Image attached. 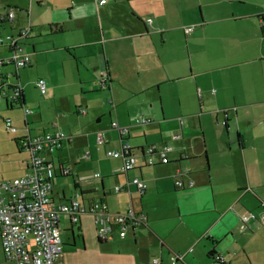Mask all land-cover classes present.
Listing matches in <instances>:
<instances>
[{
    "label": "crops",
    "instance_id": "obj_1",
    "mask_svg": "<svg viewBox=\"0 0 264 264\" xmlns=\"http://www.w3.org/2000/svg\"><path fill=\"white\" fill-rule=\"evenodd\" d=\"M4 1L8 8L3 13L13 6L24 10L27 4L25 16L29 13L33 23L29 35L33 27L47 37L43 42L48 46L39 50L31 41L37 66L73 62L76 77L68 82L76 87L75 114L85 116L90 137L102 133L104 142L98 145L121 149L127 144L134 152L150 144L170 146L167 162L155 155V163L126 172L120 170L122 157H115L113 173L121 176L114 186L120 185L119 191L107 187L96 172L100 191L81 184L76 165L58 154L78 137L57 112L59 83L48 82V97H43L47 85L44 94L40 92L37 105L52 107L58 121L38 132L55 123L67 129L62 132L68 136L45 154L55 178L72 180V192L66 195L63 188L53 189V179L52 199L63 202L78 193L83 203L102 199L109 212L132 206L145 214V221L123 237L114 232L100 240L109 246L110 264H150L154 257L159 264H264V223L241 221L246 211L259 215L264 201V0ZM35 7L39 18L32 17ZM49 23H58L61 31L49 33ZM186 25L194 27L184 32ZM22 93L19 102L4 103L5 108L25 105ZM35 112L26 115L27 124L25 117L17 121L25 127L15 139L38 133H31L29 126L41 121V111ZM113 122L126 132L120 134ZM175 133L179 137L172 138ZM27 160L19 176L28 171ZM133 177L145 182L142 192L130 181ZM176 178L184 186H175ZM189 179L192 186H187ZM83 219L82 213L76 223L61 215L63 238L74 243L84 230ZM170 253L181 258L171 262Z\"/></svg>",
    "mask_w": 264,
    "mask_h": 264
},
{
    "label": "built area",
    "instance_id": "obj_2",
    "mask_svg": "<svg viewBox=\"0 0 264 264\" xmlns=\"http://www.w3.org/2000/svg\"><path fill=\"white\" fill-rule=\"evenodd\" d=\"M105 0H99L103 3ZM13 19V10L6 12ZM190 26L185 30H190ZM30 26L17 29L14 33L0 35V44L7 47L8 54L0 56V103L15 104L22 97V87L19 84L18 69L30 63V57L24 50L20 38L29 35ZM104 83V80L102 81ZM35 85L44 94L46 83L43 78H38ZM23 114L33 113V109L21 104ZM148 118H141L147 121ZM5 126L12 132L16 127L9 118H4ZM112 125L120 134H124L126 127ZM51 130L40 131L33 136L27 134L19 139L21 147L28 152V171L23 175L12 179H0V243L4 256L13 259L16 264H63L61 260V237L59 230V218L66 216L76 223L81 213L87 212L93 216L96 235L100 240H108L113 233L123 237L129 228L136 223L145 221V214L128 206L123 211L109 212L106 203L100 199H94L83 203L76 193L63 202H55L51 196L52 180L55 177L53 163L45 156L59 148L61 142L68 136L62 132L55 123L51 124ZM179 137L178 133L172 138ZM96 142H104L102 133H96ZM170 146L147 145L142 151H131L127 144L121 149L106 150L110 157H122L121 171L140 166L141 164H153L155 155L158 161H168L167 151ZM84 156H87L86 154ZM142 157V158H141ZM61 172L66 174L68 169L61 167ZM94 176H100L98 172ZM139 191H143L146 184L143 179L133 177L130 179ZM129 183V181H127ZM175 186L182 187L183 181L176 178ZM193 181L188 180L187 186H192ZM120 185L114 186L115 191L121 190ZM262 211L255 215L252 211H246L241 215V221L246 222L256 219L264 223V201L260 202ZM177 253H170L169 259L174 262L180 259ZM214 258L223 262V256L214 255ZM158 257L151 259L150 264H159Z\"/></svg>",
    "mask_w": 264,
    "mask_h": 264
},
{
    "label": "rangeland",
    "instance_id": "obj_3",
    "mask_svg": "<svg viewBox=\"0 0 264 264\" xmlns=\"http://www.w3.org/2000/svg\"><path fill=\"white\" fill-rule=\"evenodd\" d=\"M34 3V2H33ZM35 4V3H34ZM8 6L4 0H0V13L5 12ZM24 10L28 9L26 4L23 7ZM11 8L8 9L10 11ZM12 10L15 14L13 22L5 21L1 28V34L4 33H14L17 31L18 27H28L31 25V18L28 13V18L25 16V11L20 10L19 8L12 7ZM7 12V11H6ZM41 13L39 8L35 7L32 12V17L39 18ZM190 26V30H185L186 27ZM194 25L184 26V32H190L193 29ZM45 30V27L42 29ZM30 32V31H29ZM45 33V32H44ZM32 35L28 38H20L22 46L25 51L28 52L31 64L29 63L25 67L18 69L19 75V84L22 87L26 103L25 106L30 107L34 111H41V121H35L29 123L31 126V133L38 132L42 127L48 128L50 122L58 121V114L62 115L65 125L67 127L73 128L78 134L74 139H76L69 150L58 151L60 158H64L68 161L72 167L76 165L74 171L77 173L78 180L81 184L94 185L96 190L100 191L99 178L93 177L94 172H98L103 175V181L106 186H114L117 182V178L121 175L115 174L114 167L116 164V158L106 155L105 150H112L109 143L106 144V149L102 145H98L96 142L95 136L88 133L89 124L85 120V116L76 115L74 109V101L72 92H76L75 85H71L68 81L72 77H76L73 74V66L66 62H56L50 67H47L45 64L35 63L34 56L36 53L32 51L31 41H34L35 50H39L44 46H48L46 42H43L47 37L45 35L41 36L38 33H35V30L32 27ZM41 36V37H40ZM41 41L39 44L35 43ZM8 54L7 47L0 44V56L4 57ZM41 57H45L46 53L41 52L39 54ZM50 71V73H46ZM42 75L43 79L47 85V93L43 97L49 96V81L59 83V86L56 89L57 96V112L53 110L52 107L44 105L42 103L40 106L37 105V102L42 99L41 93L38 87L35 85L36 77ZM72 76V77H71ZM78 91V90H77ZM44 105V106H43ZM56 112V113H55ZM30 117L36 115V112L33 114H28ZM4 118H9L13 125L16 127V131H10L4 124ZM23 110L19 105L7 109L4 106V102L0 103V179H12L16 176H19L20 166L22 167L23 163L28 157V152L25 149H20L18 144L15 142V137L17 134L22 133V129L25 127L23 121L18 123L17 121L22 120ZM82 122V123H80ZM23 127V128H22ZM61 131L67 132V129H61V125L57 126ZM52 127L50 126L51 130ZM87 156H84V155ZM62 156V157H61ZM54 165L57 167V160L54 158ZM73 172V171H71ZM112 172V173H110ZM53 179H56L53 183V189L60 188L64 189L66 195L70 194L72 189V180L70 176H57ZM118 200L115 197V201ZM84 215V230L81 234L76 235V240L73 243V240L61 237V260L64 264H110L112 260V254L109 253L110 249L108 245H104L105 241H99L96 237L95 226L93 223V217L87 212L82 213ZM62 233V231L60 230ZM77 230H75L76 234ZM78 233V232H77ZM101 243V244H99ZM103 244V245H102ZM105 246V247H104ZM66 247L69 249L65 250ZM104 247V250H103ZM0 264H13L12 260H9L4 256V253L0 246Z\"/></svg>",
    "mask_w": 264,
    "mask_h": 264
},
{
    "label": "trees",
    "instance_id": "obj_4",
    "mask_svg": "<svg viewBox=\"0 0 264 264\" xmlns=\"http://www.w3.org/2000/svg\"><path fill=\"white\" fill-rule=\"evenodd\" d=\"M5 21L11 22L12 20L7 16V13H0V34H1L2 25ZM47 26H48L47 29H48L49 33H55V32L61 31V26L58 23H49ZM22 97H23V93H22ZM15 141L16 142L19 141V138L15 139ZM66 174H69V172H67ZM74 185L77 186V184L75 182H74ZM81 193H83V192H81ZM80 198H81V196H80ZM101 201H103V200L101 199ZM99 241H100V239H99Z\"/></svg>",
    "mask_w": 264,
    "mask_h": 264
}]
</instances>
